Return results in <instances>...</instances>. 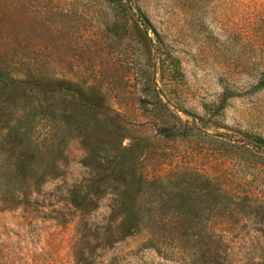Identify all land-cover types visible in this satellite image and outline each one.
Listing matches in <instances>:
<instances>
[{"label": "rangeland", "instance_id": "rangeland-1", "mask_svg": "<svg viewBox=\"0 0 264 264\" xmlns=\"http://www.w3.org/2000/svg\"><path fill=\"white\" fill-rule=\"evenodd\" d=\"M5 2L0 264H264V0Z\"/></svg>", "mask_w": 264, "mask_h": 264}, {"label": "trees", "instance_id": "trees-1", "mask_svg": "<svg viewBox=\"0 0 264 264\" xmlns=\"http://www.w3.org/2000/svg\"><path fill=\"white\" fill-rule=\"evenodd\" d=\"M4 2H5V0H4V1L2 0V2H0V4H1V3L4 4ZM5 3H6V2H5ZM1 5H2V4H1ZM260 143L262 144V142H260ZM258 147H263V146L259 145ZM178 198H181V196H179ZM175 207L179 208V204L176 203V204H175Z\"/></svg>", "mask_w": 264, "mask_h": 264}]
</instances>
